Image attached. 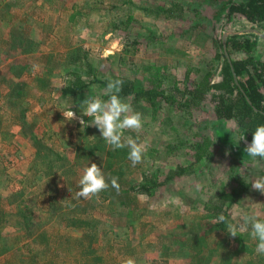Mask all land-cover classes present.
<instances>
[{
	"label": "trees",
	"instance_id": "obj_1",
	"mask_svg": "<svg viewBox=\"0 0 264 264\" xmlns=\"http://www.w3.org/2000/svg\"><path fill=\"white\" fill-rule=\"evenodd\" d=\"M199 1L203 2V0ZM216 1L218 0H207L209 3H216ZM17 3L19 2L13 0L8 4L16 5ZM102 4H104L103 0L71 1V12L67 20L76 32L81 30L88 34L91 31L94 32L96 28L97 35L105 31L120 30L122 32L125 43L119 54L109 56L114 59L109 65L108 75L100 74L99 68L94 64L95 60L89 56V49L82 43L75 45L69 40H64V51L37 56L42 66L37 84L45 85L44 89L49 94L56 93L59 97L70 101L72 110L85 121L82 125L79 122L76 123L79 143L73 149V156L64 154L65 147L60 149L48 147L47 153L51 162L47 164L48 170L45 172L46 183L44 184L47 194L53 192L52 189L55 188L63 187L67 190L66 193H61L60 198L65 201V204L58 205L61 200L57 195L48 196L45 203L49 206V212L52 215L57 214V210L63 209V212L59 214L61 221L72 226L73 229L81 230L74 240L83 255L81 258L79 254V263L84 257L88 259L96 257L98 262L102 259L100 253H95V244L99 240L95 233L97 225L88 219L92 216L94 207L96 208L95 204L105 202L108 204V209H106L107 218L104 225L108 232L103 234L107 236L114 232V237L122 241L129 239L130 242L135 243L136 234L131 235L126 229L119 234L118 229L137 226L143 229L148 221L143 219L148 204L151 206L152 203V207L157 204L160 208L163 205L161 214L164 216L181 208L187 213L180 224L172 225L173 221H170L168 226L163 228L156 217L150 216L154 225L148 234L151 236L147 241L150 250L159 252L161 257L184 258L185 264H264V255L255 252L256 241L248 233L238 232L237 237H232L226 232V223L218 222L221 215L226 220L234 222L237 208L233 205L237 204V207H241V199L250 192L251 185L246 177L247 172L240 175L231 188L220 185L219 190L213 191L210 190L209 182L195 176L196 164L211 155L213 141H217L235 159L248 164L254 160L244 151L245 142H239V136L244 135L250 143L256 127L264 125V32L261 35L227 34L224 37L225 47L221 38L218 41L215 39L218 50L213 45L212 58L203 62L200 68L194 64L187 66L183 70L184 80L179 81L172 76L171 67L165 63L159 60L137 59L135 54L139 50L140 33L135 26L139 25V16H135L134 11L136 10L139 15H148L155 19L182 18L186 10L197 12L198 8L192 6L191 0L190 2L185 0H112L109 4L103 6ZM105 9L108 13L103 12ZM223 9L226 10L228 17L243 16L249 24L261 26L264 30V0H226L213 15L216 16ZM109 12L110 16H108ZM103 13L107 16L104 17ZM17 30L19 29L15 31L11 28L10 40L4 41L7 42L5 49L16 46L20 48V51L25 52L24 55H27L38 43L32 38H26ZM146 41L154 47L161 48V40L153 31H150ZM124 52L128 58L124 56ZM100 62L102 59H98L99 65ZM24 64V66L27 65ZM24 66L19 65L22 68L15 69L14 74L8 73L7 70L4 72L0 70V81L8 88L7 102L13 123L20 124L21 133L32 140L33 147L37 150L41 144L43 146L44 144L37 136L36 130L26 120L24 104L28 100L24 99L27 96L25 91L29 82H24L22 76L24 74L30 76L31 68ZM3 68L7 69L9 66L5 65ZM57 68L62 69L66 77L57 84L51 83L49 78L54 77L53 73ZM216 72H218L217 78L213 80ZM110 80L122 81L119 97L129 103L135 112L142 114L141 131L139 133L124 132V136L137 139L145 148L142 161L135 166L128 159L127 147L113 150L100 137L98 129L90 126L91 119L81 115L85 107L82 102L88 99L84 93L88 85L94 84L105 89ZM209 92L214 101L216 121L211 124V137L203 135L192 142L191 162L181 163L169 159L174 157L172 152L177 148L174 144H166L167 147L163 149L154 141L146 139L145 134L149 127L164 131L165 128L173 125L172 114L177 115V109H190L203 101ZM176 97L179 100H176ZM102 99L107 100L108 95L103 94ZM236 127L237 129L233 130ZM183 142H180L179 146L183 145ZM91 163L101 167L109 185L111 177H117L119 190L110 185L106 191L99 193L98 197L77 198L76 192L79 190L82 171ZM234 167L228 171L231 176H233L231 173ZM54 175H57L59 179L62 178L57 187L53 183ZM76 179L77 182L74 185ZM193 180H196L195 185L192 183ZM3 207L0 203V257L20 251L21 247H14L13 244L22 234H30L33 226L31 215L22 209L15 210L19 217L15 223L10 224V212ZM152 207L150 210L154 212ZM146 216L149 215L145 213V218ZM156 216L159 217V215ZM7 232L10 235L16 233V236L12 238L13 243L6 240L5 235H9ZM123 245L115 246L116 254H120L119 249ZM125 246L128 247L126 244ZM28 250L32 249L28 248ZM21 255L25 256V254ZM26 257L30 261L28 264H71V262L55 263L51 258L45 257L44 252L40 259H35L34 254H28Z\"/></svg>",
	"mask_w": 264,
	"mask_h": 264
},
{
	"label": "rangeland",
	"instance_id": "obj_2",
	"mask_svg": "<svg viewBox=\"0 0 264 264\" xmlns=\"http://www.w3.org/2000/svg\"><path fill=\"white\" fill-rule=\"evenodd\" d=\"M12 1L0 0V70L1 72L7 70L8 73L14 74L15 69L22 68L19 65L24 66V63L27 64L24 67L31 68L30 76L28 74L21 75L24 82H29L25 91L27 96L24 99L28 100L24 104L26 107V120L36 130L37 136L44 146L41 144L39 149L36 150L33 147L32 140L21 133L20 124L13 123L12 113L7 102L8 88L5 83L0 81V203L4 206L3 209L10 212V224L15 223L19 217L18 213L15 212L18 209L27 211L31 215L33 224L31 233L22 234L18 237L17 242L13 244L14 247L20 246L23 251L21 252L20 249V251H14L12 255L1 256L0 264H28L30 262L29 258L26 257L28 254H34L35 259H40L43 252L45 257L51 258L55 263L124 264L122 260L133 258L135 264H185V259L181 257H161L159 252L149 249L147 241L151 238L148 234L154 227L153 222H151L153 219L150 216L156 217L161 227L164 228L168 226L170 221H173L172 225L175 223L180 224L187 211L184 212L179 208L178 211L173 210L170 215L166 214L164 216V214H161L163 205L160 208L157 204L153 207L152 203L151 206L148 204V209L144 212L143 217L148 221L143 229L138 226L118 229L119 234L125 229L131 235L136 234V242L133 243L129 239L122 241L114 237V232L109 233L110 238L107 234H103L108 232L104 225L107 218L106 209H108V204L105 202L96 203V208L94 207V212L88 219L97 225L95 233L99 240L95 244V253H100L102 259L98 262L96 257H89V259L84 257L83 261L79 263V254L81 258H83V255L74 240L81 230L73 229L72 226H68L61 221L59 214L63 212V209L57 210V214L52 215L45 201L50 195L60 196L59 200H61V193L64 194L67 190L63 187L61 189L55 188L52 189L53 192L47 194L44 188L46 183L45 172L48 170L46 169L47 164L51 162L47 153L48 147L54 149L65 147L64 154L70 157L73 156V149L79 143L75 127L78 121L68 122L62 116L64 111L69 108L72 110L70 101L59 97L56 93L49 94L44 89L46 88L45 85L37 84L36 81L38 77L40 80L42 70L40 59L37 56L43 53L64 51V40H69L75 45L82 43L85 48L89 49V56L95 60L94 64L99 68L100 74L108 75L109 65L114 59L109 56L119 54L125 39L120 30L105 31L98 35L96 34L97 28L94 32L91 31L88 34L81 30L74 31L67 20L68 14L71 12V1L74 0H51L50 2L48 0H15L19 3L16 5L8 4ZM185 1L190 2V0ZM225 1L218 0L216 3H209L207 0H203V2L191 0L192 6H196L198 10L197 12L186 10L182 18L169 19L162 17L155 19L148 15H139L135 10L134 15L139 16V25H136L135 29L137 28L140 33L139 50L135 54L137 59L144 61L159 60V62L171 67L173 77L182 81L183 70L193 64L200 68L203 62L209 61L214 55L213 45L217 49L216 40L223 39L224 35L231 33L261 35L264 32L261 26L249 24L243 16L228 17L224 9L214 16V12ZM111 2L112 0H103L104 4L102 6ZM103 12L108 13L107 9ZM106 16L104 14V17ZM108 16H110V12ZM11 28L15 31L19 29L17 30L19 33H23L26 38H32L38 43L32 52L24 55L25 52L20 51V48L16 46L5 49L7 42L4 41L10 40ZM150 31H153L160 38L161 48L154 47L146 41ZM124 56L128 58L126 52H124ZM98 59H102L100 65L97 63ZM183 62L185 64H182ZM5 65L9 68L4 69L3 66ZM217 73L213 75V80L217 78ZM65 75L62 69L57 68L54 70V77L49 78V81L57 84L66 77ZM46 81H48V78H46ZM84 93L88 99L97 96L102 99L103 94H105L104 89L94 84L88 85ZM210 94L209 92L203 101L190 107V109H177V115L172 114L173 125L168 126L164 131L156 127H149L145 134L146 139L154 141L163 149L167 147L166 144H174L177 148L172 152L174 157H169V159L181 163L191 162L192 142L200 139L203 135L212 136L211 124L216 121V117L214 101L211 99ZM176 100H179V98L176 97ZM76 115L80 116L77 113ZM236 129L237 127L233 130ZM180 142L184 144L179 146ZM214 142L211 155L196 164L197 171L195 174L199 179L209 182L211 191L219 190L218 186L220 185L231 188L235 185L236 179L246 172L250 185L252 180L264 177V160H253L250 164L242 162L235 159L217 141ZM233 166L235 167L233 173H231L233 176H231L228 171ZM52 179L54 186H59L62 181V178L59 179L57 175H54ZM76 182L77 179L73 184L75 185ZM192 183L195 185L196 180H193ZM241 201L242 206H238L239 209H244V212L247 213H259V218L264 219V195L251 187L250 192L245 194ZM62 204H65L64 200H61L58 205ZM150 207L154 208L155 213L150 210ZM145 213L149 215L146 218ZM156 215H159V217ZM8 234L5 235L6 240L13 243L12 238L16 236V233L15 235ZM139 239L140 243H138ZM116 245H123L119 249L120 254H116ZM28 248L32 250L29 251ZM21 254H25V256Z\"/></svg>",
	"mask_w": 264,
	"mask_h": 264
},
{
	"label": "clouds",
	"instance_id": "obj_3",
	"mask_svg": "<svg viewBox=\"0 0 264 264\" xmlns=\"http://www.w3.org/2000/svg\"><path fill=\"white\" fill-rule=\"evenodd\" d=\"M122 81H108L104 93L108 95L107 100L101 99L99 96L82 102L85 107L81 113L91 119L90 126L98 129L100 137L111 146L113 150L129 149L128 159L133 166L142 161L145 151L144 146L133 139L131 136H124L125 131L139 133L143 127L142 114L135 112L131 105L123 101L118 93L121 91ZM64 120L71 122L77 120L80 125L85 124V121L77 116L75 112L69 108L62 113ZM245 142L244 151L254 160H264V125H258L252 133L250 143L244 135L239 136V142ZM215 143V142H214ZM110 185L112 188L119 190L118 178L111 177ZM109 182L106 181L105 175L101 167L96 163H91L82 171V176L79 179V190L76 192L77 198L92 199L98 197L99 193L106 191L109 188ZM253 190L264 195V177L251 181ZM214 194V193H213ZM237 208L234 222L226 220L221 215L218 222H224L227 225L226 232L237 237V233H248L249 236L256 241L255 252L259 255H264V219L259 218V213H247ZM124 264H135L133 258H127Z\"/></svg>",
	"mask_w": 264,
	"mask_h": 264
},
{
	"label": "water",
	"instance_id": "obj_4",
	"mask_svg": "<svg viewBox=\"0 0 264 264\" xmlns=\"http://www.w3.org/2000/svg\"><path fill=\"white\" fill-rule=\"evenodd\" d=\"M224 37L225 35L223 36L222 42H223V46L225 47Z\"/></svg>",
	"mask_w": 264,
	"mask_h": 264
}]
</instances>
